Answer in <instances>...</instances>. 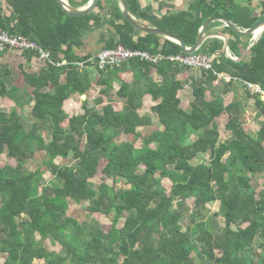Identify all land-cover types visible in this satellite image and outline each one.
Segmentation results:
<instances>
[{"label":"trees","instance_id":"trees-1","mask_svg":"<svg viewBox=\"0 0 264 264\" xmlns=\"http://www.w3.org/2000/svg\"><path fill=\"white\" fill-rule=\"evenodd\" d=\"M0 1L12 8L10 16L0 8V29L37 42L55 63L67 61L60 67L49 64L40 74H25L33 89L27 93L29 100L19 98L18 89H8L0 80V97L12 96L21 109L0 110V160L5 155L17 162L16 167L0 166V255L6 256L4 264H264L261 95L248 91L262 118L257 133H250L239 111H234L226 124L232 140L224 143L216 124L228 111L225 99H208L205 90L194 87L198 104L186 110L180 98L186 83L178 79L175 63L134 59L115 68H98L97 79L86 70L97 66L93 61L99 53L80 57L74 52L83 45L82 30L87 27L92 33L112 26L113 36L104 49L122 45L151 55L182 54L180 45L167 39L162 43L164 39L155 35L136 40L138 31L125 19L116 0H100V12L83 17L68 16L57 0ZM90 1L70 0V4L80 7ZM126 1L135 16L151 18L139 12L138 0ZM259 8L258 13V7L239 5L235 0H199L193 9L200 16L182 13L154 19V23L192 47L209 18L223 17L250 29L264 20V1ZM225 31L234 36L230 49L239 57L252 37L238 35L229 27ZM223 47L220 41L198 52L217 55L222 51L221 59L214 60V70L205 72L208 79L216 82L222 74L229 76L228 90L236 81L264 89V35L253 47L249 63L229 59ZM24 55L31 60L35 54ZM129 71L135 75L134 83L121 77ZM153 72L162 78L161 84L152 79ZM93 91L98 95L90 100ZM76 94L88 98L83 113L69 116L65 105ZM146 96L160 101L153 107L157 122L140 113ZM115 97L125 103L123 110L115 109ZM32 104L31 116L38 120L28 129L22 110ZM155 125L158 129L143 134ZM50 129L48 141L44 133ZM137 140L142 142L138 149ZM37 153L43 155V168L30 170L28 162ZM204 156H208L206 162ZM48 173L53 181L44 184ZM164 179L172 184L169 191ZM193 197L192 213L186 208L175 210L177 203ZM215 202L220 203L226 224L223 231L206 220L208 206ZM84 205L83 212L89 216H113L111 229L106 231L96 222L83 227L69 215L72 207ZM259 237L263 242L256 247ZM47 241L60 245L61 251L48 249Z\"/></svg>","mask_w":264,"mask_h":264},{"label":"crops","instance_id":"crops-1","mask_svg":"<svg viewBox=\"0 0 264 264\" xmlns=\"http://www.w3.org/2000/svg\"><path fill=\"white\" fill-rule=\"evenodd\" d=\"M71 1H75L77 3L82 2V0H71ZM235 1L239 5H243V6H251L252 5L254 8L258 7L257 12L259 13L261 11V9L259 7L261 6V4L264 0H253L252 2H250L249 0H235ZM68 2L70 3V0H68ZM198 2H199V0H138L139 12H141L142 14H146L148 17H151V18H148V20L140 19L139 17L135 16L132 12L131 13L141 23H143L149 27L158 28L154 23V19L160 20L164 17H171L174 15H180L182 13H189L190 15L200 16L201 15L200 12L193 9L194 5H196ZM73 7H75V6H73ZM81 7H84V6H80V7H76V8H81ZM0 8L4 11L5 14H7L9 16L12 14V8L5 1H0ZM120 8H121V6H120ZM99 12H100V9L97 7V9L93 13L98 14ZM212 18H223V17H212ZM212 18H209L205 22V24ZM224 19H226V18H224ZM215 23H221V24L216 26V27H211ZM215 23L210 25L209 28L207 29L206 35H210V36L208 39L205 40V42L203 43L201 48L205 45L210 44V43L217 45L218 42L222 41L224 43L223 52L227 56L225 41H224V39L218 37L219 35L225 36L229 41V51H230L232 58H229L228 56L227 57L229 59L235 61V62L246 61L249 63L250 59H251V51L253 49L252 48L250 50V46L252 45V40H251V45L249 47H247L246 49H244V48L241 49V51H240L241 55L238 57V56L234 55L230 49V47H231V45L235 39L234 36H232L229 32L225 33L227 26L224 23H222V22H215ZM158 29H160V28H158ZM201 29L199 31V34L201 32ZM137 31L138 32L136 33V40L140 36H145L146 34H148V33H145L143 31H140L138 29H137ZM163 31H165V30H163ZM90 32L91 31H90L89 27L82 30L84 43L82 46L74 48V52L76 55H78L80 57L89 56L90 54L96 55L98 52H100L101 50L104 49L106 41L109 40L113 36L114 29L112 28L111 25H108L103 29L96 30L92 33H90ZM167 32H169V31H167ZM102 35H105V37H103L105 39H102ZM149 35H153V34H149ZM211 35H216V36L211 37ZM263 35H264V33H263ZM263 35H262V37H263ZM155 36H158V35H155ZM158 37H161L164 39L162 41V43L165 41V39H167L172 43L178 44L177 42H174V41H172L166 37H163V36H158ZM198 37H199V35H198ZM194 46H192V47H194ZM189 48H191V47H189ZM200 49L195 54H199L198 52L200 51ZM220 51L217 52V55H212V56H214V60L216 58L219 60L221 59L222 51L221 52ZM24 53L25 52H21V51L16 50V49H8L4 52L0 51V80L5 81L8 89H15V88L18 89L17 95L19 98H23L24 100H29V96H27V93H31L33 91V89L27 84L25 74L26 73L27 74H30V73L40 74L43 70L48 68L49 63L46 61H42V60L38 59V57L35 55H32L31 60H29L26 58ZM182 54H184V53L182 52ZM157 55H160V54H157ZM207 55H209V54H207ZM166 61H168V60H166ZM93 62H95V61H93ZM144 62H146V61H144ZM62 63H65L64 65H66L67 61H64ZM80 63L84 64L83 68L86 66L85 62H76L74 65H76V64L79 65ZM176 65L177 66L175 68V72L178 75V79L186 83V88L180 92V98L182 99L183 107L185 105L184 104L185 103V101H184L185 97H188L187 100H189L190 105H192L194 102L198 104L197 100H199V98H196L194 96V93H193L194 87H199V88L205 90L207 93L208 99L223 97L225 99L226 105L227 106L229 105L228 108H230L232 106L230 104H232V102H233L234 107L231 108L233 111H229V112H231V114L234 111H239L238 113L241 114V108L243 106L242 101H241V96L243 95V92H242L243 89L246 91V93H249L248 91H252L251 93L261 95V99L263 101L264 89L259 85L244 84L241 81H236L230 87L231 90H228V88L226 86L229 83V76H227V75L225 76V75L220 74L219 80L216 82H212L210 79H208L207 75H205V72H210V71H206V70H202V69L185 68L181 65H178V64H176ZM58 67H60V66H58ZM86 70L92 74V77H94L96 79L99 78L100 72H99L97 66H95V65L92 67L88 66L86 68ZM213 70H211V71H213ZM121 77L127 83H134V81H135V75L133 72H130V71L122 74ZM152 79L158 84L162 83V78L156 72H153ZM250 85L260 88L261 92L256 91V89L250 88ZM119 86H120V83H117L116 87L119 88ZM144 89H147V86H145ZM188 91H189L190 96L186 95V94H188ZM97 95H98V93H97ZM83 97L86 98L85 99V101H86L88 98V95L80 96L79 94H76L69 101H67V103H70V104L75 103V100L77 98H83ZM10 98H11V100H10ZM8 99L11 101V103H13V105H15V102L12 100V96L9 95L5 98L0 97V109L3 108V104L5 102H7ZM112 101H113V105L114 104L119 105V107H118L119 110H123L126 107L125 103L119 97H115L114 100H112ZM158 103H160V101L156 102L152 99L151 96H146L144 98L145 107L143 110L140 111L141 115L150 116L154 120L157 118V121H158L157 114L153 113V107L156 106ZM27 107H29V106H27ZM32 107H33V104L31 105L30 110L32 109ZM66 112H67V110H66ZM69 116H72V115H69Z\"/></svg>","mask_w":264,"mask_h":264},{"label":"rangeland","instance_id":"rangeland-1","mask_svg":"<svg viewBox=\"0 0 264 264\" xmlns=\"http://www.w3.org/2000/svg\"><path fill=\"white\" fill-rule=\"evenodd\" d=\"M116 2L118 3V5L120 7L119 0H116ZM242 92H243V95L241 96V101H242L243 106L241 108V114H239L241 117L240 119H241V122L243 124H245V127L249 130V132L255 135L257 133L260 125H261L262 118L260 117V114H259L258 110L256 109L255 99L253 97H250L249 93H246V91L244 89L242 90ZM97 93L98 92L93 91V93L90 95V100L96 99L95 97L97 96ZM186 95L190 96L189 91H188V94H186ZM187 98L188 97H185V100H184L185 101L184 108L189 111V110H191L192 107L189 103V100H187ZM85 99H86L85 97L77 98L75 100V103H71V104L66 103L65 109L67 110L68 114L73 116L75 114L83 113V103H84ZM10 100H11V98H10ZM10 100L8 99L9 102L8 101L5 102L3 104V108H1L0 110L11 111L13 109H17L21 112V109L19 107H17L16 105H13V103H11ZM230 105H232V106L230 108H228V111H226V113L218 120V122L216 124V128L219 130V132L221 134V140L224 143H229L232 140L231 133L226 130V124L230 119L229 115H231V112H229V111H233L231 108L234 107L233 102ZM30 107L31 106L25 107L22 110V113L24 116V121H25V124H26L28 129H31L33 124L38 120V119L31 116ZM114 107H115V109L119 110L118 104H114ZM155 121L157 122V118L155 119ZM155 129H158L157 125H155V127L151 128V129L146 128L143 131V134L144 135L149 134L152 131H154ZM50 135H51V129L48 130L46 133H44V136L48 141L50 140ZM122 140H127V137L123 136ZM141 143H142L141 140L136 141L137 149L140 148ZM153 147H155V145H153ZM207 159H208V156H204L203 160L205 162L207 161ZM43 161H44L43 155L41 153H37L35 158L31 159L28 162V168L30 170H36L39 168H43V165H44ZM5 165H10L11 167H16L17 162L14 159L7 158L4 155L3 158L0 160V166L4 167ZM45 178H46V180L44 181V184L45 183H52V181H53L52 175H50L48 173V174H46ZM97 178L99 181L100 176H98ZM109 183H112V182H109ZM163 184L168 191L171 189L172 184L169 180L164 179ZM85 205L83 206V208H80L79 206L72 207V209L69 211V215H72L76 219H78L79 222L83 225V227H87V225L91 222H96L99 225H101L106 231L111 229L113 216L109 217V218L105 217L101 214H95V215L89 216L88 214L83 212V209L85 210L86 209L85 207L87 206V205L86 206ZM194 207L195 206H194V197H193L186 202L177 203L175 206V210L180 211L183 208H186V209L190 210L189 213H192ZM208 211L209 212L207 213V216H206L208 218H206V220L209 221L208 219H210L211 220L210 221L211 224L209 223L210 225H213V226L217 227L218 230L223 231L226 227V224L224 222L223 217L221 216L222 212H221L220 203L215 202V203L210 204L208 206ZM123 223H124V220H121L119 226L122 227ZM186 223H189V221H186ZM157 237L158 236L156 235V238ZM261 242H263V239L261 237H259L257 242H256V247H258V245ZM45 245L47 246L48 249L56 250L57 252H60L62 249L60 245L54 244L50 241H47L45 243ZM5 259H6L5 255H0V264H4ZM37 264H45V262L44 261H38ZM67 264H71V263L68 262Z\"/></svg>","mask_w":264,"mask_h":264},{"label":"built area","instance_id":"built-area-1","mask_svg":"<svg viewBox=\"0 0 264 264\" xmlns=\"http://www.w3.org/2000/svg\"><path fill=\"white\" fill-rule=\"evenodd\" d=\"M8 49H16L21 52L34 53L38 59L48 62L50 65L61 66L65 63H55L52 60L51 53L42 48L37 42L32 41L21 35H11L8 32L0 29V51L4 52ZM139 59L141 61L151 62L153 64H159L163 61H171L175 64L181 65L185 68L202 69L211 71L214 69V56L207 54H179L175 56L164 55H151L143 51H133L126 47L119 45L114 49H104L95 56V63L98 68L105 70L107 68H115L121 64ZM80 67L84 64L80 63ZM250 88L256 89L261 92V89L250 85ZM264 101V94H263Z\"/></svg>","mask_w":264,"mask_h":264},{"label":"water","instance_id":"water-1","mask_svg":"<svg viewBox=\"0 0 264 264\" xmlns=\"http://www.w3.org/2000/svg\"><path fill=\"white\" fill-rule=\"evenodd\" d=\"M59 6L61 9L64 11L65 14L71 17H83V16H88L92 14L98 7V3L100 0H91L86 6L81 7V8H76L70 5L68 0H57ZM121 10L123 11L125 19L136 29L143 31L148 34H153V35H158V36H163L166 37L174 42H177L181 48L182 52L184 54H195L203 45L206 39L209 38L210 35H206L207 29L209 28L210 25H212L215 22H222L224 23L227 27L233 29L238 35L242 36H251L252 37V45L250 46V50L258 43V41L261 39L263 33H264V20L256 24L254 27L250 29H245L242 27L237 26L234 24L232 21L224 19V18H212L210 19L201 29V32L199 34L197 43L195 44L194 47L189 48L186 44V42L181 39L180 37L167 32L163 31L158 28H153L149 27L140 21H138L134 15L131 13L128 3L126 0H119ZM216 35H211V37H215ZM218 36V35H217ZM222 39H224L225 44H226V50H227V56L229 58L231 57L230 51H229V41L225 36H218Z\"/></svg>","mask_w":264,"mask_h":264}]
</instances>
